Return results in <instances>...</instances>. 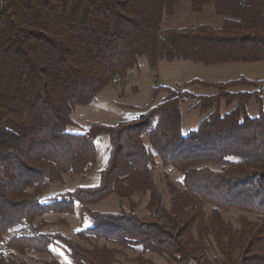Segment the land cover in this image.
I'll use <instances>...</instances> for the list:
<instances>
[{"label": "trees", "instance_id": "trees-1", "mask_svg": "<svg viewBox=\"0 0 264 264\" xmlns=\"http://www.w3.org/2000/svg\"><path fill=\"white\" fill-rule=\"evenodd\" d=\"M185 3L194 13L213 6L221 25L164 27ZM143 60L152 71L162 61L262 63L264 0H0V264H30L23 257L48 253L56 241L73 264H116L124 249L138 251L134 264H153L147 253L176 264H264V111L248 115L264 81L159 87L162 102L137 119L71 132L75 109ZM196 84L217 93L194 96L187 89ZM242 85L261 90L233 91ZM189 98L208 114L184 134ZM223 103L233 108L223 113ZM102 135L110 151L100 183L46 201L67 177H90ZM158 160L183 176L178 184L163 174L168 202L154 178ZM114 195L117 212L91 208ZM78 205L90 218L78 234L86 245L45 230L59 222L47 214H75ZM231 209L246 214L238 226L223 217Z\"/></svg>", "mask_w": 264, "mask_h": 264}, {"label": "rangeland", "instance_id": "rangeland-1", "mask_svg": "<svg viewBox=\"0 0 264 264\" xmlns=\"http://www.w3.org/2000/svg\"><path fill=\"white\" fill-rule=\"evenodd\" d=\"M164 27H194L201 24H210L215 27L221 25L222 19L216 14L213 6H207L201 13H194L188 4H183L171 17H165ZM245 77L253 81H264V62L251 64H229L207 66L196 64L190 61L179 60L175 62L162 61L157 71H152L147 62L143 60L139 70L131 71L125 81H116L106 88L99 96L96 102L87 106H78L73 114L76 126L71 132L80 133L87 131L93 123L115 126L120 122L132 121L140 117L149 106L159 105L165 93H159L154 96V90L159 87L173 88L178 84H185L190 81L200 80L205 82L222 83L237 80ZM194 96H211L217 93V90L204 85H191L187 89ZM258 90L252 86H239L233 91L253 92ZM259 89L258 91H260ZM196 100L189 98L181 103L183 117L182 131L188 134L199 126L208 113H201L199 109H192ZM233 106L227 107L222 104L223 113L229 112ZM264 111V92L261 94V100L252 99L248 107V115L251 118L258 117ZM98 150V163L93 173L86 180L71 179L67 177L64 184H56L50 188L44 196L46 201L53 200L59 195L73 191L77 187H93L100 183V171L104 169L109 158V138L102 135L96 140ZM164 173H167L170 179L175 183H181L183 176L173 168H164L158 160V168L155 171L154 178L161 189L165 200L168 202L170 195L166 186ZM136 200L140 197L136 196ZM120 200L117 196H111L107 200L91 207L98 212H117L120 206ZM145 200L139 208L142 211ZM128 206V202H124ZM80 206H77L75 214H55L50 213L45 216L48 221H59L55 225H50L45 230L48 233H60L73 240L76 243L86 245L79 239V232L91 226L88 214L81 217ZM211 208H207L210 213ZM223 217L226 221L235 226L239 225V217L246 215L239 210L223 211ZM11 234H8L9 238ZM107 244L100 241V245ZM109 247L113 245L108 244ZM137 250L124 249V255L118 256L119 262L116 264H134L137 258ZM51 257L57 258L63 264H73L69 252L60 241H56L49 249L48 253L30 254L29 257H23L30 264H44ZM145 258L152 261L153 264H176L166 257L158 254L147 253Z\"/></svg>", "mask_w": 264, "mask_h": 264}, {"label": "crops", "instance_id": "crops-1", "mask_svg": "<svg viewBox=\"0 0 264 264\" xmlns=\"http://www.w3.org/2000/svg\"><path fill=\"white\" fill-rule=\"evenodd\" d=\"M182 124H183V117H182ZM200 124V123H199ZM78 206H80V205H78ZM81 208L79 207V210H80Z\"/></svg>", "mask_w": 264, "mask_h": 264}]
</instances>
